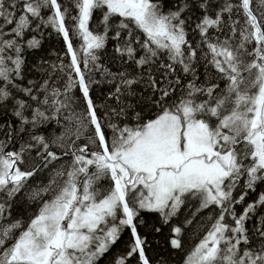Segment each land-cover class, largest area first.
<instances>
[{
  "label": "snow or ice",
  "instance_id": "6c2138e0",
  "mask_svg": "<svg viewBox=\"0 0 264 264\" xmlns=\"http://www.w3.org/2000/svg\"><path fill=\"white\" fill-rule=\"evenodd\" d=\"M0 118V264H153L143 214L183 251L201 213L183 264H264V0H0Z\"/></svg>",
  "mask_w": 264,
  "mask_h": 264
},
{
  "label": "trees",
  "instance_id": "16d2710c",
  "mask_svg": "<svg viewBox=\"0 0 264 264\" xmlns=\"http://www.w3.org/2000/svg\"><path fill=\"white\" fill-rule=\"evenodd\" d=\"M50 31V30H48ZM143 38V37H141ZM115 41H109L106 54L102 56V63L105 67L109 68L113 72L121 70L119 61L113 59V49ZM64 57V44L54 33L52 35H45L43 38V46L39 52L29 51L26 54V62L29 65V71L27 74L28 79H37L40 76L36 65L40 63L41 59L46 61L48 64H57L59 59ZM203 72V68L200 69ZM97 79H101V76L97 75ZM203 78V77H202ZM110 86L106 83L94 86L93 95L98 104L111 103L107 101L106 97L109 93ZM78 94V93H77ZM5 118H0V124L3 123ZM8 123H11V119H8ZM54 131L55 126H50ZM5 136V128L0 126V139ZM48 172L40 173L34 177L29 183L33 186H39L42 183H47ZM240 206H238L239 208ZM36 210V205L31 203L21 202L13 207V218H20L27 220L32 213ZM190 213L183 212L178 219H174L173 224H179L185 220L186 216ZM204 213L193 221L192 225H186V232L184 236V248L183 251L172 249L169 240L172 236L171 227L172 224L163 225L159 217L155 214H143L144 225L140 228L142 235L147 237L148 248L147 253L151 257L153 264H183V260L188 252L194 247L195 244L203 237L207 228L204 226L208 223L204 219ZM258 223V220H257ZM160 227L161 231L156 232L154 229ZM131 236L129 232H125L122 235L121 240L117 245L113 246V249L105 255L102 259L101 264H113L114 258L124 252H126L128 245L131 243Z\"/></svg>",
  "mask_w": 264,
  "mask_h": 264
}]
</instances>
